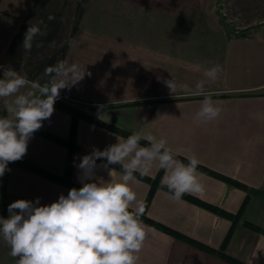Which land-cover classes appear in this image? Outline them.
I'll list each match as a JSON object with an SVG mask.
<instances>
[{"label":"crops","instance_id":"1","mask_svg":"<svg viewBox=\"0 0 264 264\" xmlns=\"http://www.w3.org/2000/svg\"><path fill=\"white\" fill-rule=\"evenodd\" d=\"M115 1L120 6L125 3ZM166 1L131 0L130 13L118 7L109 19L107 8H91L92 0H0V66L41 83L47 80L41 79L45 69L58 61L86 69L83 80L70 90H61L56 101L99 122L86 118L77 121L79 149L70 172L77 189L82 185L77 178L80 170L74 165L80 158L94 148L103 151L115 144L117 137L126 139L137 132L166 139L184 163L188 162L186 157L195 155L200 161L198 167L259 192L249 196L247 191L198 168L204 191L173 201L167 188H161L163 170L154 164L145 175L136 173L132 188L137 201L145 205L153 192L145 211L151 223L142 217L148 235L138 264H264V235L246 225L264 230V23L238 28L242 31L238 35L218 20L221 29L211 32L223 37L203 44L202 37L190 38L195 34L172 29L173 12L166 10ZM49 15L55 19L49 21ZM126 20L131 21L130 26L125 27ZM40 21L47 24V33L37 36L26 53L22 49L24 34L29 25L42 28ZM199 30L196 33H204ZM208 62L223 67L215 82L204 76ZM171 78L178 85L173 94L163 83ZM198 83L203 84V92L213 93V101L222 108L219 119H195L203 99ZM54 109L39 129L52 137L35 132L22 160L66 178L69 148L56 139L70 140L73 117L55 105ZM0 112V116L6 115L2 100ZM141 141V146H147V140ZM101 163L104 161H97ZM110 167L111 179L118 181L121 166ZM8 168L11 171L0 177V216L4 218L9 215V204L18 199L35 201L39 197L45 205L73 188L14 162ZM97 177L110 179L106 169H98ZM17 259L0 238V264H16Z\"/></svg>","mask_w":264,"mask_h":264},{"label":"clouds","instance_id":"2","mask_svg":"<svg viewBox=\"0 0 264 264\" xmlns=\"http://www.w3.org/2000/svg\"><path fill=\"white\" fill-rule=\"evenodd\" d=\"M55 17L49 15L48 20ZM29 25L22 43L24 52H30L37 36L47 33V24ZM204 76L215 82L223 72L219 63L208 62ZM197 69L201 65L196 66ZM0 78V100L6 115L0 116V177L9 163L21 160L27 153L28 143L45 120L54 113V105L61 90L71 89L83 80L86 69L76 63L58 61L48 66L41 79L30 80L26 75L3 67ZM90 75V73H88ZM163 83L170 93H175L177 83L165 79ZM198 94L203 96L195 119L201 122L217 120L222 108L216 106L211 92H203V84H197ZM148 141L141 146L140 141ZM164 138L142 136L137 132L103 151L94 148L90 154L75 164L80 172V188H71L67 195L42 205L35 201L18 199L8 206V217L0 216V238L10 248V255L18 258L16 264H138L139 253L147 238V225L142 217L145 205L137 201L132 184L155 167L163 170L161 188H167L169 198L180 201L185 194L204 191L198 173L199 159L186 157L187 163L178 159ZM101 160L104 163L97 164ZM119 164V180L111 179L112 167ZM98 169L108 170L109 180L97 177Z\"/></svg>","mask_w":264,"mask_h":264},{"label":"rangeland","instance_id":"3","mask_svg":"<svg viewBox=\"0 0 264 264\" xmlns=\"http://www.w3.org/2000/svg\"><path fill=\"white\" fill-rule=\"evenodd\" d=\"M105 2L104 0H92L90 6L93 10L101 6L107 8L109 19L118 7H124L126 14L131 12V5H128L131 0H125V3L121 6L115 0H105ZM166 3V10L171 9L173 12L172 29L181 28L183 31L195 34L189 35L190 38L196 37L199 39L202 37L204 39L203 44H213L212 42L215 43L223 37V33H221L222 37L219 33H214L221 29L218 20L224 28H228L227 30L236 29L240 31V34H242V31L238 28H246L254 23H264V0H167ZM157 7L159 6L157 5ZM226 18L230 20V24L226 23L228 20ZM109 19L108 23L110 22ZM130 22L126 20L125 27L130 26ZM142 22L144 21H141V24ZM162 22L157 20V23ZM175 24L178 25L175 26ZM201 28L204 33H196Z\"/></svg>","mask_w":264,"mask_h":264},{"label":"trees","instance_id":"4","mask_svg":"<svg viewBox=\"0 0 264 264\" xmlns=\"http://www.w3.org/2000/svg\"><path fill=\"white\" fill-rule=\"evenodd\" d=\"M234 31H235V33L236 34H238V35H240V31L239 30H236V29H234ZM55 106L56 107H58L59 109H62V110H64V111H66V112H69L71 115H72V117H73V124H72V129H71V138H70V140H68V141H63V140H61V139H56L58 142H60V143H62V144H66L67 146H68V148H69V162H68V169H67V176H66V178H60V177H58V176H56V175H53V174H51V173H48V172H46V171H44V170H42V169H40L39 167H37V166H35V165H33V164H30V163H28V162H26V161H24V160H19V161H16V162H14L15 164H17V165H19V166H21V167H23V168H25V169H27V170H29V171H31V172H34V173H36V174H38V175H41V176H43V177H45V178H47V179H49V180H52V181H55V182H60V183H63V184H66V185H68L69 187H75L74 186V184H73V182H72V180H71V178H70V172H71V169H72V165H73V158H74V155H75V153L78 151V149H79V146L77 145V143H76V127H77V121L79 120V118H86V119H89V120H91V121H94V122H97V123H99L97 120H95L94 118H92V117H90V116H88V115H86V114H84V113H82V112H80V111H78V110H75V109H73V108H70V107H67V106H65V105H63V104H60V103H55ZM2 113L0 112V115H1ZM36 132H38V133H40V134H42V135H45V136H47V137H49V138H51L52 136L51 135H49V134H47V133H45V132H43V131H41V130H38V131H36ZM54 138V137H53ZM55 139V138H54ZM141 143L143 142V141H140ZM145 143V142H144ZM178 159H181V158H179V157H177ZM183 160V159H182ZM199 169H201V170H203L204 172H206V173H211V171H207L205 168H202V167H198ZM212 175H215L217 178H219V179H221V180H223V181H225V182H227L228 184H230V185H233V186H236V187H238V188H240V189H243V190H245V191H247L248 193H249V196H252V195H260L259 194V192L258 191H255V190H251V189H249L248 187H246L245 185H243V184H241V183H239V182H236L235 180H232V179H229V178H227V177H223V176H221V175H219V174H215V173H211ZM152 198H153V192L149 195V197H148V199H147V201H146V203H145V211H146V208L150 205V203H151V201H152ZM188 199H190V200H192V201H194L195 203H197L198 205H203V206H206V205H204L201 201H199V200H197V199H194V198H188ZM206 207H208L209 209H211L212 211H214V212H217V213H219V214H221V215H224L225 217H227V218H230V219H233V218H235L233 215H230V214H227V213H225V212H223V211H221V210H219V209H217V208H214V207H211V206H206ZM143 218L146 220V221H148V222H150L151 223V221L147 218V216H146V212L144 213V215H143ZM153 224V223H152ZM250 229H252V230H254V231H257V232H260V233H262L263 235H264V230L263 229H260V228H258V227H256V226H253V225H250V224H246ZM163 230L165 231V232H167L168 234H171V235H175V236H177L178 238H182L181 236H179L178 234H176V233H174L173 231H171V230H169V229H165V228H163ZM189 240V242L190 243H193V244H195V245H198L199 247H201V248H203V249H206L207 251H211V252H213L212 250H210V249H208V248H205L204 246H202L201 244H199V243H197V242H195V241H193V240H190V239H188ZM221 254L222 255H224V257H226V255L224 254V251L222 252L221 251ZM227 258V257H226Z\"/></svg>","mask_w":264,"mask_h":264}]
</instances>
